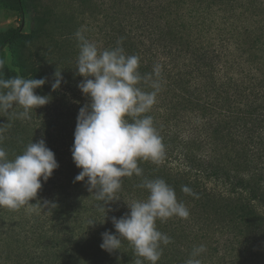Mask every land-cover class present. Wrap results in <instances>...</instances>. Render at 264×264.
<instances>
[{
  "label": "trees",
  "instance_id": "trees-1",
  "mask_svg": "<svg viewBox=\"0 0 264 264\" xmlns=\"http://www.w3.org/2000/svg\"><path fill=\"white\" fill-rule=\"evenodd\" d=\"M77 6L80 21L63 25L62 33L37 14L35 0H0V9L20 19L19 27L0 33V59L9 48L14 69L3 66L0 76L44 78L35 92L51 97L28 119L2 111L4 141L17 156L43 139L59 165L41 181L36 198L16 210L26 223L15 233L20 264H135L129 241L121 238L119 250L108 252L100 247L101 234L118 235L112 218L128 214L132 201L146 200L148 191L138 185L156 178L190 213L157 219V229L171 238L161 244L157 264H186L200 245L206 248L196 257L201 264H264V0H77ZM91 20L100 51L122 38L125 53L139 56L138 71L150 78L138 87L150 92L152 81L160 83L144 115L153 118L165 146L160 161L138 160L142 175L122 177L116 199L105 205L88 191L87 178L74 180L82 169L71 153L79 109L90 102L77 87L84 78L76 70L75 33L89 29ZM44 40L49 67L33 54ZM55 72L62 79L53 91Z\"/></svg>",
  "mask_w": 264,
  "mask_h": 264
},
{
  "label": "clouds",
  "instance_id": "clouds-1",
  "mask_svg": "<svg viewBox=\"0 0 264 264\" xmlns=\"http://www.w3.org/2000/svg\"><path fill=\"white\" fill-rule=\"evenodd\" d=\"M75 36L80 49L76 70L84 78L77 87L90 102L80 107L76 118L71 153L74 164L82 170L74 180L79 182L87 178L88 191L105 205L116 199L114 194L121 189L122 177L142 175L138 160L158 162L164 155L165 146L153 118L144 115L156 103L160 83L152 81L150 92L137 86L142 79L150 77L141 76L138 71L140 58L125 53L120 46L122 38L117 41V47L100 51L82 31L78 30ZM4 63L0 59V69ZM155 71L158 75L159 68ZM61 79V72H55V81L51 84L53 91L60 87ZM46 82L44 78L15 76L4 79L0 76V110L7 112L20 106L23 111L17 114L18 118H30L31 111L51 100L49 95L35 92ZM126 117L133 119L129 122ZM2 139L0 136V142ZM58 166L55 154L43 139L31 141L22 154L11 160L5 148L0 147V207L17 210L29 205L42 188L41 181H47ZM138 186L148 191L147 199L132 201L127 204L128 214L112 218L118 235L105 231L101 234L100 247L108 252L119 250L121 238H124L138 257L135 264H144V260L157 264L162 255L161 244L171 242L169 236L157 229V219L164 221L173 216L187 219L190 213L164 179H145ZM181 191L195 195L187 186H182ZM94 223L90 221L89 225ZM204 251L203 245L195 247L186 264H201L196 257Z\"/></svg>",
  "mask_w": 264,
  "mask_h": 264
},
{
  "label": "rangeland",
  "instance_id": "rangeland-1",
  "mask_svg": "<svg viewBox=\"0 0 264 264\" xmlns=\"http://www.w3.org/2000/svg\"><path fill=\"white\" fill-rule=\"evenodd\" d=\"M100 1L102 0H96L97 3ZM93 2H95V0H93ZM35 5L37 6V14L48 19L49 24H51V30H53L54 32L56 31V28H59V32L64 31V28H62V26L69 23L70 21H75L78 23L82 15V9L78 8L77 0H35ZM91 10L95 15L96 10L94 8H92ZM93 20H91L90 22L91 26L88 27L89 29L83 28L82 31L85 33V35L88 34L87 32H90L94 38V40H92L91 42L95 43L98 46L99 44L95 42V39L98 37V35L96 34V32H98V29L96 28L97 24L93 22ZM19 26L20 19L16 13H10L6 10L0 9V33L6 32L9 29L17 28ZM29 28V24L25 22L23 26L24 33H27L29 31ZM76 40L78 41L77 38ZM77 49L79 50V44L77 45ZM33 54L35 62L37 64L48 67L52 65L49 41L44 40L42 43L37 44L33 48ZM1 59L4 60L5 63L3 66L6 67L7 70L14 71L11 66V53L9 48H6L4 50ZM56 61L58 62V60ZM20 110V108L15 106L12 110H10L11 114L9 116H17ZM1 115L2 110H0V117L3 119V116ZM0 129H2L1 126ZM0 136L3 137L2 142H0V147L5 148V150L8 152V158L10 160L14 159L16 157L12 155L14 149L7 147L8 145L4 141L3 131L0 132ZM28 211H26L25 213H27ZM21 223L26 224L20 218L16 210H11L6 207H0V264L21 263L19 259L21 252L18 249L19 243L17 242V236L15 234L17 231L21 232ZM66 261L69 262L67 259Z\"/></svg>",
  "mask_w": 264,
  "mask_h": 264
}]
</instances>
